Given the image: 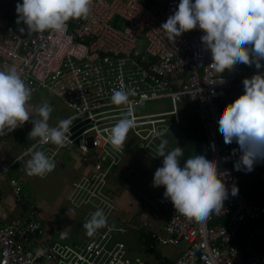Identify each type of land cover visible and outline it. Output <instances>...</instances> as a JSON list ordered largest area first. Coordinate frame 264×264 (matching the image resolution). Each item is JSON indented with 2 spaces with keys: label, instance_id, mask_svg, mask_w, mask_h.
Here are the masks:
<instances>
[{
  "label": "built area",
  "instance_id": "obj_1",
  "mask_svg": "<svg viewBox=\"0 0 264 264\" xmlns=\"http://www.w3.org/2000/svg\"><path fill=\"white\" fill-rule=\"evenodd\" d=\"M179 2L92 0L88 17L70 19L63 31L29 33L27 29L21 37L11 30V24L0 28V71L15 65L32 90L60 97L72 111L65 118L73 121L70 142L62 148L39 143L38 150L55 163L60 150L77 151L85 167L71 182L66 198L81 210L83 223L97 209L107 216L106 227L69 245L48 241L35 208L17 213L0 224V264H146L139 257H128L122 241L112 240L111 233L125 230L124 223L115 220L117 207L109 186L123 150L115 151L108 136L124 113L131 112L136 127L129 133L139 140L146 158L158 159V142L169 127L164 116L178 123L177 104L196 119L200 153L216 161L229 196L222 211L211 213L202 222L190 221L176 212L162 186L151 201L145 200L150 210L143 226L149 235L147 246L184 243L174 258L161 264H264V195L253 197L241 190L239 182L246 171L235 168L241 155L239 145L235 141L225 144L218 124L223 109L244 94L243 80L264 74V61L259 69L254 63H241L219 74L210 67L212 54L202 44L205 33L198 27L169 41L161 25L178 9ZM149 4L154 6L152 10ZM118 19L124 22L122 28L112 24ZM140 33L144 44L142 51L136 52ZM121 87L135 92L126 107L111 102L113 89ZM159 98L169 100V110L135 113L141 102ZM37 143L38 138L32 142ZM31 145L1 167L0 175L22 156L30 158ZM7 184L17 206H30L20 194L18 177H8ZM234 185L238 193L233 196ZM156 213L162 218L161 231L150 228Z\"/></svg>",
  "mask_w": 264,
  "mask_h": 264
},
{
  "label": "clouds",
  "instance_id": "obj_2",
  "mask_svg": "<svg viewBox=\"0 0 264 264\" xmlns=\"http://www.w3.org/2000/svg\"><path fill=\"white\" fill-rule=\"evenodd\" d=\"M91 3L92 0H23L16 4V23L25 24L29 33L63 31L70 19L87 18ZM197 27L205 33L201 41L211 51L213 63L210 67L217 73L232 70L241 63H254L257 69L262 67L264 0H180L178 9L161 25L164 35L173 42ZM243 86L244 94L223 109L218 124L224 143L235 141L239 145L241 155L235 168L251 172L257 161L264 160V74L245 78ZM32 91L15 65L0 71V136L31 121L33 127L28 135L30 139L38 138V143L29 148L30 158L25 162V170L29 176L44 178L56 165L38 150V144L50 142L57 148L64 147L70 142L73 121L62 119L57 126H51L52 107L46 101L31 105ZM134 94V90L123 87L113 89L111 102L126 107ZM29 108L35 112L32 118ZM135 127L132 113L126 112L110 129L108 142L115 151L124 150L127 134ZM167 145L168 141L162 139L157 147L163 164L155 171L153 187L163 186L164 197L170 199L177 213L190 221L202 222L211 213L222 211L229 192L216 161L206 155H193L181 167L183 149L168 150ZM237 193L234 185L231 194ZM106 226L107 216L103 209H97L83 224L90 237Z\"/></svg>",
  "mask_w": 264,
  "mask_h": 264
},
{
  "label": "rangeland",
  "instance_id": "obj_3",
  "mask_svg": "<svg viewBox=\"0 0 264 264\" xmlns=\"http://www.w3.org/2000/svg\"><path fill=\"white\" fill-rule=\"evenodd\" d=\"M0 0V5L4 10L8 9L10 13L8 19H13V23H16L17 14L16 6L14 0ZM23 0H20L22 3ZM149 9L154 8L153 5H148ZM0 12H2V10ZM7 20L1 16L0 13V27L5 25ZM12 23V24H13ZM112 24L117 28H122L124 22L120 19L112 22ZM144 44L143 33L137 37L135 42V51L141 52ZM48 102L52 107L53 111L50 114L49 124L51 126L57 124L60 120L65 119L71 110L66 107L64 102L60 97H57L49 92L42 89H37L32 91L31 100L29 103L33 106L40 105L43 102ZM179 113V122L174 123L171 116H164L165 123H169L167 131L162 136L163 139L168 141L167 148L172 150L171 146H174V142L177 141L176 138H168L169 133L174 131L178 134L187 133L188 126H192L191 117L192 115L188 110H182L181 105L177 104ZM29 113L30 118L35 116L33 108ZM170 109L169 100L166 98L151 99L141 102L137 107L134 108L136 114H146L158 111H165ZM31 121L25 122L21 127H18L17 131H12L6 136H0L1 141L9 143L10 154L13 155L20 154L25 148L32 144L34 139L29 138V132L32 130ZM171 131V132H170ZM139 140L135 138L131 133L127 135L125 141V147L123 150V158L127 160V168L130 169L129 172L124 173L118 169V174L123 179H130L132 172H134L135 180L131 181L130 184L135 188V191L131 192L136 194L140 192L142 198L147 201H151L152 197L158 192L160 187H153V177L159 164L163 161V157L153 160L152 158H146L145 154L140 151L138 147ZM160 142H158L159 144ZM180 144V143H179ZM178 144V146H179ZM92 149H89L90 152ZM200 152V149H199ZM8 156V155H7ZM77 151H65L60 150L57 155V162L55 169L47 174L44 178L29 176L25 170V162L29 159L27 156H22L18 161H16L12 166H10L4 173L6 178L8 176H18V182L21 186L20 194H23L29 205L25 208L17 206L14 211H8L5 219L10 216H14L17 213H21L24 210L30 211L32 208H36L41 216L40 220L44 226V231L48 236V241L50 243H60V244H78L82 239L86 238V230L83 228V221H81V211L69 203L67 200V192L69 186L73 181L75 176V169L77 168ZM9 157V156H8ZM185 159L189 156L184 155ZM10 158V157H9ZM183 156L181 157V159ZM144 160V161H142ZM79 169L81 167H78ZM144 168H147L145 170ZM264 160L257 161L251 172H245L244 177L239 182V186L248 195L258 194L261 190H264ZM146 176L142 180L143 176ZM116 176H113V178ZM1 195H0V205L2 208L6 209L3 205L7 200L5 196H10V189L7 185V181L3 180L0 182ZM137 190V191H136ZM135 192V193H134ZM141 199V196H139ZM138 198V199H139ZM149 211V210H148ZM145 213V209L142 214ZM133 215L128 212L122 214L119 220L124 223L125 230L122 233H111L112 240L122 241L125 246V252L128 257H139L146 264H161L162 260L169 262L170 259L176 256V252L183 248L184 243L179 242L176 245L172 244H157L149 250L147 246L141 241V232L135 222L130 221ZM5 222V221H4ZM139 224V221H138ZM39 264H50L48 262L40 261Z\"/></svg>",
  "mask_w": 264,
  "mask_h": 264
},
{
  "label": "crops",
  "instance_id": "obj_4",
  "mask_svg": "<svg viewBox=\"0 0 264 264\" xmlns=\"http://www.w3.org/2000/svg\"><path fill=\"white\" fill-rule=\"evenodd\" d=\"M2 27H4V25ZM2 27H0V28H2ZM17 130H18V128H16L14 131H17ZM173 137L176 138L177 141L174 142L175 145L171 146V148H173V149L176 148V147L183 148L184 147V142H185L183 134H181L179 132H178V134H176V133H174V131H172L171 133H169L168 138L172 139ZM178 144H179V146H178ZM9 146L10 145H9L8 142H5V140L1 141V139H0V168L3 167L6 164H9L12 160H14L19 155V153L16 154V155H13V153L10 154ZM142 161H144V160H142ZM56 162H57V158H56ZM77 162H78V164L76 165L77 168L75 169V173L76 174H75L74 178L76 176L80 175L81 172L84 170V167H85V166L83 167L80 164L78 156H77ZM127 164H128L127 160H125L123 158L122 162L118 166H116L115 169H113L112 177L109 179L110 193H111L113 202H114L115 206L117 207L115 220H116V222L119 220V217L122 214V212H124V213L128 212L129 214L133 215V217L130 218V221L133 220V222H135V224L138 226L140 231L142 229V232H143V229L145 228L143 226H146V221L148 219V215H149L148 213L149 212L147 211L146 201H144V199L142 198V195H140V192H138L136 194H132L131 193V192L135 191V188L130 184L131 181L135 180V177H134V174H133L134 172H132V174H131L132 177L130 179H127V180L121 178L120 175H117L118 172H119L117 168H119V170L124 172V173H127V172L130 171V169L127 168ZM78 167H81V168L79 169ZM144 169L147 170V168H144ZM113 176H116V177L113 178ZM8 177H10V176H8ZM15 177L17 178L18 176L15 175ZM145 177L146 176L144 175L142 177V180H144ZM7 178H6V176H4V173H3L2 175H0V182H2L3 180L7 181ZM161 187L159 188L158 192L160 191ZM258 194L251 195V196L264 195V190H261ZM0 195H1V188H0ZM139 196H141V199L139 198ZM5 199L7 201L5 203H3V205L6 206V209L2 208L1 205H0V224L6 223L12 217V216H10L9 218H7V220H4L7 212L8 211H14L16 209V207H17V205L12 200L11 194H10L9 197L5 196ZM22 208H24V207H22ZM144 209H145V213L142 214ZM40 218H41V216H40ZM115 220L113 219V221H115ZM138 221H139V224H138ZM161 225H162V218L156 213L153 216V220L151 222V225H150L151 227L150 228L152 230L161 231V229H162ZM43 228H44V226H43ZM153 247L147 246V248L149 250L154 249ZM43 262H45V261H43ZM48 263L53 264L52 262H48Z\"/></svg>",
  "mask_w": 264,
  "mask_h": 264
},
{
  "label": "trees",
  "instance_id": "obj_5",
  "mask_svg": "<svg viewBox=\"0 0 264 264\" xmlns=\"http://www.w3.org/2000/svg\"><path fill=\"white\" fill-rule=\"evenodd\" d=\"M8 1L9 0H7L6 2H8ZM14 1L16 4H17V2H20V0H14ZM16 4H15V6H16ZM2 7H4V5H0V11H1V9H3ZM0 13H1V16L7 20L4 27L13 23L12 21H14V20L13 19L10 20L11 17L8 19L9 15H10V13L8 12V9H5V10L3 9L2 12H0ZM190 121L192 124V126H188V129H190V131L188 130L187 133H184L185 142H184V147L182 148L183 149V158L180 159V166L181 167H183L185 161L187 160V159H185L184 155H187L189 157H191L193 155H201V153L199 152V141L201 139V135L196 136V134H195V132L199 129V125H198V123H197V121L193 115H192ZM241 190H242V188H241ZM253 197H256V196H253ZM141 239H142L141 241L145 245H147V240L149 239V235L145 234L144 232H141Z\"/></svg>",
  "mask_w": 264,
  "mask_h": 264
},
{
  "label": "water",
  "instance_id": "obj_6",
  "mask_svg": "<svg viewBox=\"0 0 264 264\" xmlns=\"http://www.w3.org/2000/svg\"><path fill=\"white\" fill-rule=\"evenodd\" d=\"M10 28L14 33L18 34L21 37H24L26 35L27 26L23 23H13L11 24ZM19 29H23V31H19Z\"/></svg>",
  "mask_w": 264,
  "mask_h": 264
}]
</instances>
